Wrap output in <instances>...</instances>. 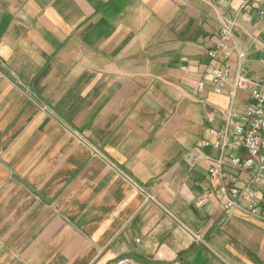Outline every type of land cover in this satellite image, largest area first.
<instances>
[{"label": "crops", "instance_id": "crops-1", "mask_svg": "<svg viewBox=\"0 0 264 264\" xmlns=\"http://www.w3.org/2000/svg\"><path fill=\"white\" fill-rule=\"evenodd\" d=\"M245 1L0 0V264H264V218L198 203L230 101L191 90L226 24L260 76Z\"/></svg>", "mask_w": 264, "mask_h": 264}, {"label": "built area", "instance_id": "built-area-1", "mask_svg": "<svg viewBox=\"0 0 264 264\" xmlns=\"http://www.w3.org/2000/svg\"><path fill=\"white\" fill-rule=\"evenodd\" d=\"M251 2L246 0L241 10H249ZM257 5L258 19L264 23V0H259ZM232 27L233 24L221 26L216 45L207 53L217 66H209L191 90V96L200 101L199 95L206 89L208 79L212 93L219 96L226 90L230 101L229 108L221 112L223 127L220 131L208 128V132L216 136V141L201 144V147H210L218 152V157L213 159L207 170L209 178L216 180L219 186L204 193L198 203L204 204L208 198L214 197L226 213L239 210L251 218H264V58L260 61V76L246 78L241 74L245 53L238 52L237 67L232 72L229 63ZM246 90L249 91L250 102L239 114L233 110L236 94ZM235 119L238 122L232 124ZM207 122L211 124L213 119L209 117ZM226 161L234 169L249 174L242 186L226 184V173L222 169Z\"/></svg>", "mask_w": 264, "mask_h": 264}]
</instances>
